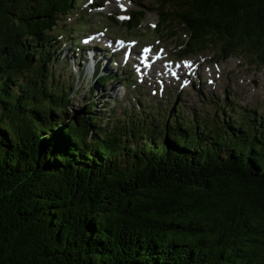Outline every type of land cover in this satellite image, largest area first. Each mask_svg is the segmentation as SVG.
Wrapping results in <instances>:
<instances>
[{"label": "trees", "instance_id": "trees-1", "mask_svg": "<svg viewBox=\"0 0 264 264\" xmlns=\"http://www.w3.org/2000/svg\"><path fill=\"white\" fill-rule=\"evenodd\" d=\"M76 2L0 0V264H264V109L143 116L138 98L103 127L92 103L71 119L51 34ZM156 2L178 57L264 66V0Z\"/></svg>", "mask_w": 264, "mask_h": 264}, {"label": "rangeland", "instance_id": "rangeland-1", "mask_svg": "<svg viewBox=\"0 0 264 264\" xmlns=\"http://www.w3.org/2000/svg\"><path fill=\"white\" fill-rule=\"evenodd\" d=\"M76 4V14L60 16L51 34L59 42L56 52H61L55 70L74 86L68 108L71 119L78 115L88 116L82 109L92 103L95 104L92 116L100 118L99 126L103 127L108 118H114L112 110L115 118L123 116L125 109L136 104L138 98L141 103L136 107L141 108L139 114L143 116L149 110L156 112L155 109L165 114L177 104L187 118L193 114L211 115L215 107L225 102H233L237 114L247 109L252 115L251 109H264V66L257 65L245 54L235 53L223 59L213 46L185 57L181 67L191 61L192 71H180L176 65H171V60L181 58L177 43L186 37L182 31H178L177 38H169L155 30L154 22L160 13L156 0H78ZM136 9H143L145 15L133 29L126 30L122 23L129 21V14ZM91 35L96 39L82 41L84 36L90 38ZM117 38L135 42L137 53L143 47H151L152 52L162 48V62L154 66L156 70L138 74L133 64L125 65L124 53H116ZM131 58L138 60L139 56ZM96 66L100 72L114 74L118 79L103 85L95 83ZM171 69L178 72V78L170 76ZM126 74L133 75V79L126 81ZM159 118L162 117L159 115Z\"/></svg>", "mask_w": 264, "mask_h": 264}]
</instances>
